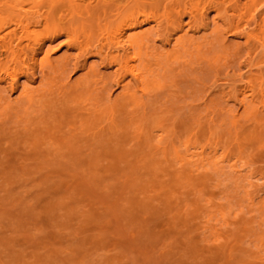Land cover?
<instances>
[{
	"label": "rangeland",
	"instance_id": "374dc122",
	"mask_svg": "<svg viewBox=\"0 0 264 264\" xmlns=\"http://www.w3.org/2000/svg\"><path fill=\"white\" fill-rule=\"evenodd\" d=\"M14 1L0 2V34L17 32L0 72L20 73L14 90L0 77V264H264V61L242 34L264 0H215L244 15L230 32L215 8L209 28L190 22L189 8L214 0L148 9L127 31L144 90L95 54L98 27L79 34V56L62 33L16 26L31 0ZM165 33L183 36L167 62ZM40 40L42 71L22 69Z\"/></svg>",
	"mask_w": 264,
	"mask_h": 264
},
{
	"label": "bare ground",
	"instance_id": "6f19581e",
	"mask_svg": "<svg viewBox=\"0 0 264 264\" xmlns=\"http://www.w3.org/2000/svg\"><path fill=\"white\" fill-rule=\"evenodd\" d=\"M1 1L2 5L7 7L8 10H16L14 0H0V2ZM235 1L237 4L238 0ZM204 3L205 2H203V4ZM250 4L249 0L244 3L247 7H249ZM163 5L164 0H31L29 9L24 8V6L19 8L20 10L18 11L21 12L20 14H22L23 18L18 19L15 25L17 26L20 24L23 30L28 31V24H23V21L27 20L28 23L32 22L40 27H47V29L51 30L49 32V38H55L62 33L68 39L66 44L69 48H76L78 50V55L83 57L85 56V49H83V45L79 40V34L89 32L92 27H98L99 30L96 31V40L98 44L93 48L95 54L101 56L102 52H104L109 63L115 64L118 69H122L124 72L129 70L132 78L138 83L139 88L144 90L146 71L144 69L137 70L135 65L138 56L136 50L138 36L129 35L127 31L141 22L151 21L155 15H148L146 11L148 9H156L158 11ZM209 8H215L218 11L219 18H221L226 25V32L232 31L244 21L243 14H240L237 19L230 17L227 15L228 6L225 7L221 2L214 0L204 4L203 11L198 10L195 12L189 8L188 16L190 22L195 25L203 22L207 28L209 23L204 22V20ZM141 15L144 17L140 22ZM11 20H14V18ZM154 21L159 32L168 28V21L167 23H161L158 19H154ZM255 22L256 27L253 28L252 31H244L242 34L248 42L255 41L258 43V47L262 49V61H264V39L260 37L257 29V26L261 23L264 24V16L256 19ZM7 25L8 23H5L0 28ZM101 27H105L104 30ZM182 28L183 25L181 24L179 30L181 31ZM7 35L10 37L16 36L17 32L14 30L5 35L0 34L1 55L7 51L5 48V39ZM182 37L183 36L175 37L170 33L163 34L161 40L169 44L167 58H165L166 62L171 61L180 54L179 48ZM35 45L37 48L31 47V54L28 56V60L30 61L29 65L25 66L21 62L20 66L22 69H32L41 72L44 64L43 57L45 56L43 49L44 43L40 40ZM35 45L33 44V46ZM18 46L19 44H16L15 47ZM116 54H118V56H116ZM156 64H159V60ZM255 64V62L249 61L246 65L252 68ZM80 66L86 68L84 64ZM18 74L20 73L5 70L4 72H0V77L9 81L11 89L14 90ZM120 81L121 79L117 81V84H120ZM242 81L244 82V88H248L254 93L253 83L245 78ZM242 95V92L236 94V98L241 106L244 105V97H242ZM20 96L18 98L19 100L25 97L23 92H20ZM258 97L261 105H264V93H261ZM10 105L13 104L11 103ZM176 152L178 153L177 150ZM181 160L187 165H193L187 158V155H184Z\"/></svg>",
	"mask_w": 264,
	"mask_h": 264
}]
</instances>
